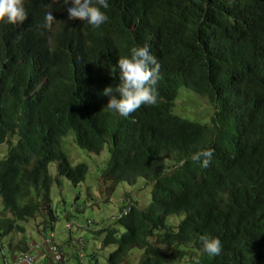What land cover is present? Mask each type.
Listing matches in <instances>:
<instances>
[{"label":"trees","instance_id":"1","mask_svg":"<svg viewBox=\"0 0 264 264\" xmlns=\"http://www.w3.org/2000/svg\"><path fill=\"white\" fill-rule=\"evenodd\" d=\"M106 2L98 28L68 20L63 0H23V24L0 21V240L25 250L30 219L42 236L53 232L55 184L80 185L89 171L63 147L73 133L91 153L109 145L100 176L109 193L139 179L152 187L146 208L129 202L92 231L100 248L114 246L107 257L79 251L78 260L126 264L137 249L140 264H264V0ZM49 11L56 21L45 29ZM145 45L160 65L157 103L121 117L101 92L118 86L117 60ZM182 88L209 100L210 123L173 113ZM204 149L214 150L206 168L192 160ZM206 234L220 239V255L199 254Z\"/></svg>","mask_w":264,"mask_h":264},{"label":"rangeland","instance_id":"2","mask_svg":"<svg viewBox=\"0 0 264 264\" xmlns=\"http://www.w3.org/2000/svg\"><path fill=\"white\" fill-rule=\"evenodd\" d=\"M173 113L182 118L206 124L210 123L214 109L207 98L182 88L175 101ZM74 138L75 135L73 133L66 137L63 147L70 155L72 164L87 163L89 171L87 180L80 185L74 186L71 182L63 179L62 188L57 184L53 188L51 198H53L59 217L53 229L55 240L53 244L58 246L63 255L68 257L66 258L67 264H87L86 258L84 261H80L75 257L76 252L83 251L84 254H89L96 251L100 252L103 258L104 256L107 257L114 248L113 245L105 249L100 248V239L95 237L92 231L102 226L113 224L114 220L120 215V208L125 203L136 202L138 207L146 208L151 202L152 187L145 185V181L139 179L133 186L119 183L115 186L114 191L109 193L102 177L100 178L102 169L109 160V145L106 146L101 154H94L79 147L75 143ZM5 152L6 147L1 145L0 158L3 157ZM49 171L51 174L56 175V162L49 164ZM76 196H78L77 199ZM1 208L2 203L0 200ZM182 219L183 215L170 218L169 221L177 224ZM89 220L91 223H89ZM39 222L34 219L25 222L27 228L25 236L28 239L41 238L34 226V224ZM7 239L8 236L4 237L2 242L5 244ZM68 242H71L72 246H66ZM164 248L170 249L167 246H164ZM50 251L51 256H53V250ZM141 257H143V251L135 249L128 255L126 264H140ZM44 261L45 257L41 255L38 259H35L34 264H44ZM176 264L189 263L181 259L177 260Z\"/></svg>","mask_w":264,"mask_h":264},{"label":"clouds","instance_id":"3","mask_svg":"<svg viewBox=\"0 0 264 264\" xmlns=\"http://www.w3.org/2000/svg\"><path fill=\"white\" fill-rule=\"evenodd\" d=\"M58 2L59 0H52V3ZM69 3L71 6L66 9L68 20L87 22L95 28L100 27L108 20L105 12L101 11V7L104 9L108 8L106 0H63L64 5H68ZM27 17L28 14L24 8L23 0H0V21L8 24H23ZM55 21L56 19L51 14V11H49L45 14L43 27L50 29ZM117 66L119 70L118 86L115 88L106 86L101 92V95L108 98L106 103L108 109L118 113L121 117H128L142 105H155L157 103L158 93L156 85L161 78L159 72L160 65L157 58L150 53L148 46L132 47L130 49V56L120 57L117 60ZM213 152V149L201 150L193 154L192 160L199 162L201 167L206 168L211 162ZM128 203H125L123 206L128 205ZM122 209L123 212L120 215H126L129 211L128 206ZM89 223H91L90 220ZM10 236H13V233ZM18 236L16 235V237ZM20 236L22 237L23 235ZM40 236L41 238L38 239L27 238L26 249L13 251L14 257L18 252H28L34 255L35 259L43 255L45 259L50 261H56L57 258L61 260L66 257V255L61 253L58 246L53 244L55 242L53 232L49 236H42L41 234ZM199 239L201 242V248L198 250L199 254H207L213 257L220 255L222 243L219 238L206 234L200 236ZM0 246L4 248L6 264H15L14 258L10 261L6 243L4 244L2 239L0 240ZM66 246L70 247L72 243L68 242ZM38 250L40 252L38 257H36V251ZM50 250H53V256H51ZM0 264H5L3 259H0ZM196 264H199L198 260Z\"/></svg>","mask_w":264,"mask_h":264},{"label":"built area","instance_id":"4","mask_svg":"<svg viewBox=\"0 0 264 264\" xmlns=\"http://www.w3.org/2000/svg\"><path fill=\"white\" fill-rule=\"evenodd\" d=\"M0 259L4 260V263L6 264V257L4 255V248L0 246ZM34 255L28 253V252H18L15 254L14 257V263L15 264H33L34 263Z\"/></svg>","mask_w":264,"mask_h":264},{"label":"crops","instance_id":"5","mask_svg":"<svg viewBox=\"0 0 264 264\" xmlns=\"http://www.w3.org/2000/svg\"><path fill=\"white\" fill-rule=\"evenodd\" d=\"M69 245H70V244H69ZM8 249H9V248H8ZM39 252H40V250L36 251V257H38ZM13 258H14V252H13L12 249H11V250L9 249V259H10V261H12Z\"/></svg>","mask_w":264,"mask_h":264}]
</instances>
